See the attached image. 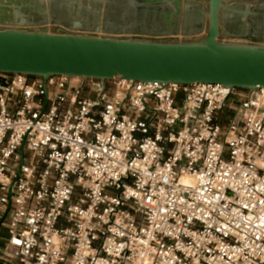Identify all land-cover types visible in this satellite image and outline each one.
<instances>
[{"label":"built area","instance_id":"built-area-1","mask_svg":"<svg viewBox=\"0 0 264 264\" xmlns=\"http://www.w3.org/2000/svg\"><path fill=\"white\" fill-rule=\"evenodd\" d=\"M32 78L0 73V264H264V88Z\"/></svg>","mask_w":264,"mask_h":264},{"label":"water","instance_id":"water-1","mask_svg":"<svg viewBox=\"0 0 264 264\" xmlns=\"http://www.w3.org/2000/svg\"><path fill=\"white\" fill-rule=\"evenodd\" d=\"M56 5L73 9L74 19L57 17ZM85 6L93 7L95 13L103 6L106 15L113 9L127 10L135 17L142 14L145 20L149 17L153 22L168 24L163 29L168 32L176 29L184 6V20L189 18L192 24L207 17L208 30L202 39L168 42L27 29L55 23L79 30L84 25L80 9ZM229 20L241 21L251 31L255 25L264 28V0H0V73L35 77L44 86L50 77L71 76L101 81L120 78L159 84L211 83L230 89L264 88V44L220 41L223 34L242 37L227 30ZM107 30L125 33L128 28ZM131 30L165 36L158 35L163 30ZM245 37L264 41V35L253 32Z\"/></svg>","mask_w":264,"mask_h":264},{"label":"flooded vegetation","instance_id":"flooded-vegetation-1","mask_svg":"<svg viewBox=\"0 0 264 264\" xmlns=\"http://www.w3.org/2000/svg\"><path fill=\"white\" fill-rule=\"evenodd\" d=\"M55 15L57 17H62L67 20H73L75 17V11L71 9L70 7H63L60 8L58 5L54 7ZM89 16L93 24L95 25L100 18V13L97 11L94 12L93 7L85 6L80 9V17L82 16ZM109 15V16H108ZM108 19L110 23L109 28L116 27L118 28H128V29H138V30H145V31H158L163 30L167 26H165L161 21H155L153 22L152 19H149V17L145 20L144 16L142 14L138 15V17H135L132 12H128L127 10L119 11L117 9H113L108 13ZM196 21H200V19H197ZM145 22V24H144ZM227 30L230 33H233L237 36H248L249 34L256 33L258 35H264V28L259 29L256 25L253 28V31L250 30L249 27L245 26V24L241 21H231L229 20L227 22Z\"/></svg>","mask_w":264,"mask_h":264},{"label":"rangeland","instance_id":"rangeland-1","mask_svg":"<svg viewBox=\"0 0 264 264\" xmlns=\"http://www.w3.org/2000/svg\"><path fill=\"white\" fill-rule=\"evenodd\" d=\"M235 4H242L241 2H235ZM184 12H185V9H184V6H182V10H181V12H180V14H179V17L180 18H178V22H177V29L179 28V26L181 25V23L183 22V19L185 18L184 17ZM99 13H100V18H99V21L96 23V26L93 24V21H92V19L89 17V16H82V17H80V20L82 21V23H84V26L85 27H88V28H93V27H102V29L104 28H106L107 29V27H108V25L110 26V23L109 22H111V21H109V19H106V8L105 7H103V6H101V8L99 9ZM194 16V15H193ZM190 17V16H189ZM188 20L190 21V19L188 18ZM209 20H208V18L206 17H204L202 20H200V21H194L195 23H194V26L197 28H200V29H205L204 31L205 32H203V30H202V34L200 35L201 37H199V38H204V36L206 35V33H207V30H208V22ZM168 22V21H167ZM107 26V27H106ZM165 26H167V27H169V25L168 24H165ZM112 28H116V27H113L112 26ZM100 32H102V31H100ZM105 33V32H104ZM117 33H121V32H117ZM110 34H114V33H110ZM138 34V33H137ZM140 34V33H139ZM175 35V34H174ZM187 39H186V37L183 39V41H186ZM188 40H195L194 38H192V39H189L188 38ZM220 41H222V42H244V43H262V44H264V41H261V40H254V39H251V38H248V37H231V36H227V35H225V34H223V36H222V38H220ZM32 79H36L35 77H33Z\"/></svg>","mask_w":264,"mask_h":264},{"label":"crops","instance_id":"crops-1","mask_svg":"<svg viewBox=\"0 0 264 264\" xmlns=\"http://www.w3.org/2000/svg\"><path fill=\"white\" fill-rule=\"evenodd\" d=\"M50 14V13H49ZM50 17H51V15H50ZM195 23V22H194ZM194 23H192V24H190V21L188 20V21H186V20H184L183 19V22L181 23V25L179 26V28L177 29H175V30H173L172 32H168V31H162V32H160L158 35H160V34H163V35H168V34H175V35H180V36H185L186 37V41H194V40H188V38L189 39H192V38H194L195 40H198V39H202V38H199V37H201L200 35L203 33V32H205L204 30L205 29H200V28H196L195 26H194ZM40 26H43V25H32V26H28L27 27V29L28 30H31V31H33V30H38V28L40 27ZM51 26V28H55V27H59V26H61V25H58V24H51L50 25ZM65 27V26H64ZM96 29H98V31H102V32H105V33H117V32H114V30H107L106 28L104 29H102V27H98V28H95V27H93V28H88V27H85L84 25L81 27V29H79V30H81V31H84V32H90V31H95ZM202 30H203V32H202ZM202 32V33H201ZM125 33H140V32H135V31H133V30H131V29H128L127 31H125ZM141 34V33H140ZM142 34H144V35H147L146 33H142ZM152 35V34H151ZM203 35V34H202ZM153 36V35H152ZM155 36H157V35H155Z\"/></svg>","mask_w":264,"mask_h":264},{"label":"bare ground","instance_id":"bare-ground-1","mask_svg":"<svg viewBox=\"0 0 264 264\" xmlns=\"http://www.w3.org/2000/svg\"><path fill=\"white\" fill-rule=\"evenodd\" d=\"M182 180L187 181V182H191L189 177H184Z\"/></svg>","mask_w":264,"mask_h":264}]
</instances>
